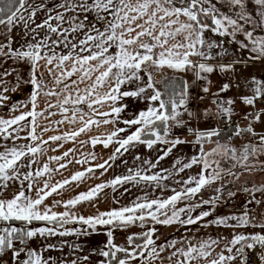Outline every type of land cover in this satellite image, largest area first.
<instances>
[{"label":"snow or ice","instance_id":"6c2138e0","mask_svg":"<svg viewBox=\"0 0 264 264\" xmlns=\"http://www.w3.org/2000/svg\"><path fill=\"white\" fill-rule=\"evenodd\" d=\"M256 64H264V0H0V106L22 84L31 87L26 102L0 115V264H92L81 244L62 238L87 237L98 226L107 236L99 264H264V183L242 188L250 198L239 213L205 219L224 184L210 199L188 202L225 176L264 173V76L244 74ZM130 103L142 107L123 118ZM60 126L71 130L44 138ZM93 128L104 131L78 139ZM184 132L192 139L177 134ZM69 141L116 147L102 163L53 182L76 148L42 158ZM184 144L197 153L151 171ZM138 145L164 150L154 161L136 156L140 166L125 175L47 202L97 169L103 176ZM81 156L75 163L97 159L92 151ZM194 167L166 198L144 195L87 217L73 211L105 189L167 187L163 181ZM205 205L210 210L194 215ZM72 223L87 228L65 227ZM174 224L227 235L161 240L157 226ZM118 231L124 243L115 242Z\"/></svg>","mask_w":264,"mask_h":264},{"label":"crops","instance_id":"0c3cea01","mask_svg":"<svg viewBox=\"0 0 264 264\" xmlns=\"http://www.w3.org/2000/svg\"><path fill=\"white\" fill-rule=\"evenodd\" d=\"M31 2V0H29ZM50 3H54V0H49ZM40 16H43V13L40 14ZM91 20V17L89 18ZM39 22V21H38ZM16 35V33H13ZM23 71V69H21ZM245 75H257V76H264V64H256L247 69V71L244 73ZM221 79V77L214 76L213 80L214 83L218 82ZM31 92V87L29 85H21L17 92L15 93H9L10 100L7 105L0 106V115H9L11 111V105L14 103H20L21 101H27L29 94ZM30 107V105H29ZM41 107L43 105L41 104ZM137 107H142V105L137 106L130 103L129 110L123 114V118H129L133 112L137 110ZM203 107V106H201ZM241 109H243V106H239ZM120 127H124L123 124L119 125ZM109 128L112 126L109 125ZM71 130L68 126H60L58 131H52L49 133H46L44 138L47 139L48 135L53 134H59L60 132ZM104 131V129H100L99 131L96 128H93L92 131L88 135L82 134L78 139L79 140H86L88 139V136L90 135H98L99 132ZM184 138L191 140L192 137L188 134L187 136H183ZM52 148H55V143H52ZM76 148V151L70 155L67 159L72 160L73 162L68 164L66 169H61L59 173L53 175V182L63 180L65 178H69L71 174L75 173L76 171L83 170L84 168L95 165L96 163H102L104 160H107L110 155H112L116 145H111L109 148L105 149L101 145L91 146V145H85L81 147L78 143L74 142H64V145L62 148L57 149L56 151H52L49 149L46 153V155L42 158L43 160L47 159V156L51 155H61L64 151H67L69 148ZM208 146H206L207 148ZM164 150V145L158 146L157 150L147 149L146 146L138 145L136 148L131 149L129 152L124 153L123 156L118 157L115 161H110L112 164V167L108 169L107 172L103 176L99 175L100 170H96V174L94 176H91L89 178H86L83 182L79 183V186L77 187L75 183L70 184L66 187V189L63 191L61 196H53L48 199V203H51L53 199H63L67 200L69 198H72L76 194L82 191H87L89 187L94 186L95 184L106 182L107 180H110L114 178L117 175H125L127 174L128 168H135L140 166V161H137L135 159L136 156H141L144 159H151L155 160L158 155L162 154ZM89 151L95 152L97 159L95 161H89L88 165H82L75 163L76 159H83L81 156V152L87 153ZM197 153V147L192 144H184L178 146L177 149L173 151V153L166 157L164 160L160 161L157 168L151 170L152 172L159 171L161 169H171L172 164L176 158H187ZM65 162V161H61ZM52 167H56V162H51ZM198 171L197 168H193L190 170H186L185 173H180L178 175H174L173 177L169 178L168 180L163 181L164 185H167V187H161V188H155L153 185H146L144 182L141 183V185L134 186L133 184L125 185L129 189L128 192L124 193L123 188H120L117 190L116 193H113L111 189H105V195H103L100 199H98L95 204L90 203H82L80 205H77L73 211H75L78 215H83L85 217L90 215H95L97 212H102L109 210L114 207H120L122 205H127L131 201L135 200L137 197H142L144 195H147L150 199L155 198H166L167 196L172 195V189L180 187V185L177 184V181L183 179H187L189 175H194ZM163 174V173H162ZM235 181V178H232L231 176H225L222 180L217 181L215 184H213L210 187H207L205 189H202L201 192L205 193L206 191H211L212 194L215 193V188L220 187L222 184L226 185V187L223 190V193L228 195L229 192H235L236 196L227 199L224 198V202H229L231 204L238 203L241 204L242 202V196L245 197V195H248L244 193L241 190L233 191L229 188L230 182ZM258 181H261L259 179V176L255 179V181H245L244 187H251L253 183H256ZM201 192L197 195L196 198H194L192 201H188L189 203H195L198 202L199 199H201ZM123 193V194H121ZM113 196L116 197V199L119 201V203H115L113 200ZM247 197L243 201H246ZM185 202L178 203L177 207H183ZM235 204H233L234 206ZM59 211L64 210L62 207L57 209ZM202 209H197L195 214H198ZM213 217L205 218L212 219ZM67 228H87L85 225H81L79 223H72L69 225H66ZM158 234L163 239H172L176 238L179 239L186 235L191 236H199L203 238L206 234L207 235H227L225 230L223 229H214L212 227L209 228H203L200 227L199 231L197 230V226H190V232L186 231L184 227L180 225H171V226H164V225H158ZM135 231H140L139 228L134 229ZM251 231V229L249 230ZM90 234L87 237H79L77 238L75 235L69 236L66 239L69 244L79 243L82 246L83 253H86L90 256V260L92 264H99V260L101 257H99L96 253L99 249L103 248L107 242V236H106V229L104 227L98 226L96 231H92L89 229ZM115 242L117 243H124L125 242V233L123 232H116L114 236ZM65 252L68 254H71L72 249L65 247ZM78 253V254H83ZM58 254V253H54Z\"/></svg>","mask_w":264,"mask_h":264},{"label":"rangeland","instance_id":"374dc122","mask_svg":"<svg viewBox=\"0 0 264 264\" xmlns=\"http://www.w3.org/2000/svg\"><path fill=\"white\" fill-rule=\"evenodd\" d=\"M204 104L207 105L208 101H205ZM201 106H203V105H201ZM185 135H188V133H186ZM258 176H259V179H261V181L253 183V185H259L261 183H264V173L255 171L252 173H245V174L240 176L239 180H235L233 182H230L229 188L233 191L236 190V191L240 192L239 190H241V188L244 187L245 181H255V179ZM232 178H234V177H232ZM200 195H201V199L207 200L216 194H212V192L208 190L205 193L201 192ZM227 197H229V196L226 195V198H225V193L222 194L221 202L216 206L215 212L212 215V217H213L212 219H214L216 216H222V215H226L229 213H239L240 211L243 210V206L245 203V201H243V200L245 199V197H247V199L250 198L248 195H245V197L242 196L243 200H242L241 204L233 203V204H235L233 206V204H231L229 202H224L225 201L224 198L227 199ZM201 209H202V211H207V210H210V206L205 205ZM257 211H259V209H257Z\"/></svg>","mask_w":264,"mask_h":264},{"label":"built area","instance_id":"2783aa9c","mask_svg":"<svg viewBox=\"0 0 264 264\" xmlns=\"http://www.w3.org/2000/svg\"><path fill=\"white\" fill-rule=\"evenodd\" d=\"M179 134H186V132H184V133H179Z\"/></svg>","mask_w":264,"mask_h":264}]
</instances>
